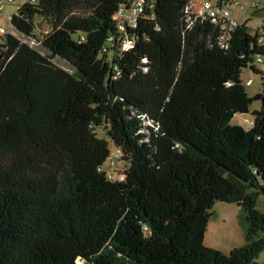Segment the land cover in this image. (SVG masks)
<instances>
[{
	"label": "trees",
	"instance_id": "16d2710c",
	"mask_svg": "<svg viewBox=\"0 0 264 264\" xmlns=\"http://www.w3.org/2000/svg\"><path fill=\"white\" fill-rule=\"evenodd\" d=\"M126 2L24 3L0 38V264H257L264 78L250 97L241 76L261 74L260 35L238 26L224 49L191 0H151L119 52ZM254 100L253 126L232 124ZM112 146L123 180L99 171ZM219 201L241 208L228 254L204 242Z\"/></svg>",
	"mask_w": 264,
	"mask_h": 264
},
{
	"label": "built area",
	"instance_id": "2783aa9c",
	"mask_svg": "<svg viewBox=\"0 0 264 264\" xmlns=\"http://www.w3.org/2000/svg\"><path fill=\"white\" fill-rule=\"evenodd\" d=\"M16 1L18 0H0V16L10 21V28H6L0 24V38L6 36L8 33L16 34L12 25L14 15L18 13L21 5L24 3H36L38 0H19L21 4L17 5V9L6 13L5 10L7 6H10ZM150 1L151 0H127L126 3H122L118 7L114 15V20L117 30L121 35L116 39L114 37L109 39L112 46L117 51L124 52L134 46L135 40L133 37H130L127 32L137 26L138 20L147 7L152 8L153 5L149 3ZM232 8L240 12L245 9V6L239 0H191L185 11L189 14V19L192 16V20L198 18L207 20L218 28L219 35L217 42L221 48H229L232 32L241 25H245L252 32L258 33L260 35L259 42L262 43L264 36V21L253 23L246 18L239 21L235 18L231 10ZM252 8H256V4H253ZM107 51L108 45H104L102 52ZM262 61L263 59L258 58L255 65L258 67ZM252 82V76L244 81L245 85H250ZM121 156L122 149L115 147L114 151L111 150L108 159L99 166V171L105 172L109 179L116 180L117 173H115L114 167L121 160Z\"/></svg>",
	"mask_w": 264,
	"mask_h": 264
},
{
	"label": "rangeland",
	"instance_id": "374dc122",
	"mask_svg": "<svg viewBox=\"0 0 264 264\" xmlns=\"http://www.w3.org/2000/svg\"><path fill=\"white\" fill-rule=\"evenodd\" d=\"M244 6L245 9L243 11H237L235 9H231L235 18H237L239 21L244 19L245 17L253 19V23H257L259 17L262 16V13H259L263 10L264 7V0H239ZM21 4V2L18 0L15 3L11 4L10 6H7L5 12L13 11L17 9V5ZM253 4H257L261 8V10L257 12H253L251 14L250 12L253 11L252 7ZM264 11V10H263ZM0 24L5 26L6 28H10V21L6 19L5 17L0 16ZM264 59V57H263ZM63 64V63H62ZM253 77V82L250 85H245L246 91L250 97H254L258 93L263 92L262 87V76L261 74H256L250 70V68L243 69L242 72V79H247L248 77ZM243 79V80H244ZM262 106L261 100H254L252 104L250 105L249 112L244 114H236L235 117L232 119V124H239L245 129H250L253 126L252 120V112L256 109H260ZM99 135L102 137H105L109 140V137L106 134L105 130H98ZM115 147L112 146L111 150L114 151ZM126 162L124 160H120L116 166L114 167L116 174V180H123L124 178V170L126 169ZM218 203H226V202H217ZM231 206H233L234 209H236V203H230ZM256 207L259 211L264 212V194L260 193L257 199ZM215 220V217L212 219V223L210 224L207 232V238H213L212 240L215 242L213 243L214 248L220 249L223 253L228 254L231 249L238 248L243 246L245 242V234H244V228L240 221L238 222V218L235 217L233 220H229L226 222V224L222 227L216 226L213 224ZM257 264H264V250L259 255L258 259L256 260Z\"/></svg>",
	"mask_w": 264,
	"mask_h": 264
},
{
	"label": "crops",
	"instance_id": "0c3cea01",
	"mask_svg": "<svg viewBox=\"0 0 264 264\" xmlns=\"http://www.w3.org/2000/svg\"><path fill=\"white\" fill-rule=\"evenodd\" d=\"M252 10L253 11L250 12L251 14H253V12H257V11L261 10V8L259 6H257V4H256V8H252ZM259 13H262V16L259 17L257 23L264 21V11L262 10ZM245 18L250 20L251 22H253L252 21L253 19L248 18V17H245ZM262 43L264 44V38H263ZM258 70L261 72V76H262L261 79H263V77H264V59H263L262 63L258 66ZM245 80L246 79H244V81ZM240 213H241V208L238 204L236 205V209H234L233 206H231L230 203H228V202L218 203V204L216 203L213 207V216L210 218L208 226H207V231H206L205 240H204L205 245L208 247H213V248L215 246V245H213V243L215 244V242L212 240L213 238H207L208 228H209L210 224L212 223V219L214 217H215V220H214L213 224L223 228V226L226 224L227 221H229V220L231 221V220L235 219V217L238 218V222H239L240 221V219H239Z\"/></svg>",
	"mask_w": 264,
	"mask_h": 264
}]
</instances>
